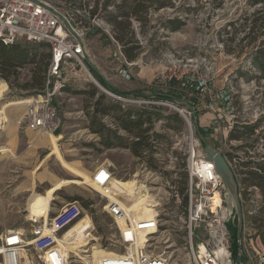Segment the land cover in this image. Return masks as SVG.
Wrapping results in <instances>:
<instances>
[{
	"label": "rangeland",
	"instance_id": "rangeland-1",
	"mask_svg": "<svg viewBox=\"0 0 264 264\" xmlns=\"http://www.w3.org/2000/svg\"><path fill=\"white\" fill-rule=\"evenodd\" d=\"M49 1L67 13L76 7L93 5L94 0ZM172 3L173 7L159 10L150 7L138 13V17H130L131 35H127L124 42L128 47L136 44L138 49L134 51L136 59L129 63L123 57L108 21L102 16H97L94 23L81 19L79 27L91 28L83 40L84 64L91 77L85 70H76L74 74L67 69L62 82H59L61 86L50 99L57 115V134L33 132L26 127L25 102L43 93L21 88L30 80V65L22 68L17 82L12 85L0 78V232L22 230L29 237V220L33 218L29 212L31 200L37 195L47 197L54 190L49 202L50 212L74 201L82 210L83 220L66 235L72 237L69 250L75 252L70 254L68 264H95L101 257L122 253L123 248L117 243V225L104 210L107 198L88 183L80 184L70 172L74 169L89 181L98 167L106 165L115 182L126 183L127 192L117 190L113 184L115 199L131 209L133 214L136 211L139 218L151 217L154 212L159 215L161 229L147 238L153 255L162 256L173 264H190L180 220L182 196L178 193L179 198L176 199L173 193L178 191L176 182L186 162L189 144V128L179 112L185 109L169 101L116 96L100 85L91 70L122 92L148 94L152 88L168 90L172 87L168 85L172 79L177 81L173 85L175 88L180 83L187 86L198 84L202 90L198 91L196 105L190 115L186 113L188 110L183 112L191 132L198 137V129H206L205 144L199 140L201 152L205 145L214 148L230 160L233 171L238 173L240 160L234 156L248 161L251 157L264 161V122L258 128L257 141L247 139L243 143L244 149L236 151L234 147L240 144L230 143L225 136L232 128L246 123L254 125L264 116V96L261 93L264 80H254L251 58L254 42L250 44V40L244 37V18L252 16L255 11L249 0H173ZM115 11L112 6L107 9L110 13ZM174 18L181 19L185 25L176 32L166 31L164 22ZM239 71L253 78L247 81L238 75ZM89 83L107 91L106 96L112 103L121 102L135 108L154 105L167 112H176L182 118L184 124L179 133L163 129L162 122L155 124L156 130L165 136V142L161 143L160 151L155 155L158 161L156 171L150 170L127 149L104 148L99 144L100 139L88 130L84 112L90 101L76 92H88ZM185 93L187 96L183 100L192 104L193 93L187 89ZM111 101L103 103L108 105ZM8 109L11 121H16L11 130L6 127ZM104 122L110 124V117H106ZM165 173H170V177ZM171 180L176 182L172 184ZM240 180L237 177L238 183ZM241 188L242 191L245 189L242 184ZM242 191L241 208L245 212L254 208L258 192L250 187L243 197ZM76 197L89 202L88 208L85 209L81 201L73 200ZM87 218L93 226L90 241L86 239L91 228ZM241 238L246 252L243 264H264L261 257L264 247L259 239L254 238V231H242ZM145 241L142 236L141 242ZM30 264L43 263L39 256L33 255Z\"/></svg>",
	"mask_w": 264,
	"mask_h": 264
},
{
	"label": "built area",
	"instance_id": "built-area-1",
	"mask_svg": "<svg viewBox=\"0 0 264 264\" xmlns=\"http://www.w3.org/2000/svg\"><path fill=\"white\" fill-rule=\"evenodd\" d=\"M92 8L93 5H83L63 13L52 6L49 0H0V42L4 46L18 41L45 42L50 45L51 60L43 93L25 102L28 130L54 133L58 120L50 99L61 86L59 82H62L67 69L74 74L79 69L88 73L84 64L83 40L91 28L79 27L78 24H81V19L88 23L95 22L96 16L90 17L89 13ZM51 80L54 82L51 83ZM184 111L179 112L190 134L184 166L187 174L184 191L187 204L180 220L185 231L187 256L190 264H234L228 230L230 220L223 198L224 183L213 164L205 160L199 148L200 138L193 136ZM186 113L190 115V111ZM226 160L233 171L230 160ZM233 173L237 179L239 173ZM90 180L100 190L89 186L107 198L104 210L117 225V243L123 248L122 253L101 257L95 264H173L162 256H154L148 245V236L157 233L161 227L159 215L154 212L151 217L139 218L135 215L136 211L134 214L129 212L124 204L115 199L112 190L115 180L109 166L98 167ZM173 193L178 199V191L174 190ZM254 208L245 212L241 208L243 232L252 230L248 218L254 215ZM82 220V210L74 201L53 212L48 210L45 216L31 218L29 237L22 230L0 232V264H30L33 255L39 256L43 264H68L70 254L75 252L66 249L72 241V237L66 235ZM87 220L91 228L86 233V239L90 241L93 226L91 220ZM142 236L146 238L145 242H141ZM243 245L242 241L243 254L246 255ZM261 257L264 258V255Z\"/></svg>",
	"mask_w": 264,
	"mask_h": 264
},
{
	"label": "trees",
	"instance_id": "trees-1",
	"mask_svg": "<svg viewBox=\"0 0 264 264\" xmlns=\"http://www.w3.org/2000/svg\"><path fill=\"white\" fill-rule=\"evenodd\" d=\"M172 1L173 0H94L93 8L89 13L90 17L102 16L110 23L115 33V40L121 46L122 55L126 62L129 63L136 59L134 51L138 49L136 44L132 47H128L124 42L126 36L129 34L131 35L129 31L130 17H138V13L141 11L144 12L150 7L154 10L173 7ZM249 4L255 7V11L252 16L244 18V37L250 40V44L254 42V51L251 53L252 68L254 69V80L259 82L260 80H264V0H249ZM110 6L114 7L118 12H107ZM120 9H125L127 12H119ZM184 25V21L174 18L164 22L163 28L169 32H176ZM245 25H247V27H244ZM50 60V45L45 42H16L9 46H4L0 42V78L8 83V85L16 83L22 68L26 65H30V80L21 85V88L33 90L35 93L43 91ZM91 71L96 76L100 85L116 96L123 98L139 97L147 101H169L188 111H191L193 106L196 105L198 91L202 90L201 87H198V84L187 86L186 84L182 85L180 83L179 86L175 88L173 85L177 81L172 79L168 82V85L172 86L168 90L160 91L152 88L148 94L122 92L107 84L100 76L96 75L94 70ZM238 75L244 76L247 81L253 78H249L247 73H242L240 71ZM87 87L89 89L88 92L79 90L76 93L83 95L90 101L88 104L89 106L87 105L85 108L84 115L88 120V130L100 139L99 144L106 149H127L132 156L142 160L150 170L156 171L158 169V161L155 155L159 153V146L161 143L165 142V136L156 130L155 124L162 122L163 129L179 133L183 129L184 122L182 118L176 112H167L165 109L154 105L146 104L135 108L121 102L112 103L111 99L106 96L105 93L101 92L94 84L89 83ZM186 89L193 93L191 96V100L193 101L192 104L183 100V97L186 95ZM261 93L264 96V90ZM104 101L109 103L111 101V104L105 105L103 103ZM106 117H110V124L104 122ZM263 122L264 116L258 119L254 123V126L245 127L247 130L246 132L249 133L248 135L253 132V129H258ZM205 132H207L206 129H198L197 136H202L204 138ZM262 133L264 134V132ZM54 134H57V132ZM240 137L241 131L238 130H234L230 134V139L232 140H237ZM202 143H205V139ZM241 147L236 146L234 149L237 151ZM234 157L240 160L239 165L243 168L244 177L240 184H242L245 189L242 191V196H246V191L249 187H254L258 192V198L255 200L254 215L249 217L248 221L252 231H254V238H258L261 246L264 247V161H260L259 159L254 161H243L239 156ZM184 166L185 164L182 166V171L178 175L177 182L171 180L172 184L176 182L179 185L178 193L182 196L180 204L182 212L185 211L187 204L186 197L184 196L187 184V174L184 171ZM165 174L167 177H170V173ZM73 200L81 201L85 209L90 205L89 202L80 197H76ZM228 230L231 236L232 259L234 262L237 253L236 218L229 222ZM244 257L243 254L241 258L242 263L245 260Z\"/></svg>",
	"mask_w": 264,
	"mask_h": 264
},
{
	"label": "water",
	"instance_id": "water-1",
	"mask_svg": "<svg viewBox=\"0 0 264 264\" xmlns=\"http://www.w3.org/2000/svg\"><path fill=\"white\" fill-rule=\"evenodd\" d=\"M95 86L101 89L103 93L107 94V91L102 89L99 85L95 84ZM199 138L202 142H204V138L202 136H199ZM203 153L205 155V160L213 164L216 173L224 183L225 191L223 198L228 212V219L232 221L236 218L237 220V253L234 264H243L241 261L243 255L241 238L243 217L237 179L232 169L228 165L225 155L217 152L214 148L208 145H205V147L203 148Z\"/></svg>",
	"mask_w": 264,
	"mask_h": 264
},
{
	"label": "bare ground",
	"instance_id": "bare-ground-1",
	"mask_svg": "<svg viewBox=\"0 0 264 264\" xmlns=\"http://www.w3.org/2000/svg\"><path fill=\"white\" fill-rule=\"evenodd\" d=\"M79 182H80V184L88 183L90 186L92 185L94 187V185H93V183H92V181L90 179H89V181L86 180V181H79ZM114 184H115L114 187H116L117 190H121L123 192H127V191H125L126 184H121V183H118V182H115ZM94 189L97 190V191L100 190L97 187H94ZM53 193H54V190L51 191L48 194L47 197L45 195H37L31 200V203L29 204V212H30L32 217H34V216L42 217V216L46 215V213L49 210V202H50V200L52 198V194ZM136 205H137V203H136ZM128 211L131 212V209H128ZM69 248H70V245H69ZM69 248H66V249H69Z\"/></svg>",
	"mask_w": 264,
	"mask_h": 264
},
{
	"label": "flooded vegetation",
	"instance_id": "flooded-vegetation-1",
	"mask_svg": "<svg viewBox=\"0 0 264 264\" xmlns=\"http://www.w3.org/2000/svg\"><path fill=\"white\" fill-rule=\"evenodd\" d=\"M247 126H250V125H248L247 123L246 124H241L240 125V127L239 128H232L230 131H229V133L227 134V136H225L227 139H228V141L231 143V142H238L239 144H240V146L239 147H241L240 149H244V148H246L245 146L243 147V143H244V141H246L247 139H249V138H254V139H256V141H257V134H258V129H253V132L250 134V135H248L249 133L248 132H246L247 130H246V128L245 127H247ZM251 126H254V125H251ZM234 130H238V131H241V137L239 138V139H237V140H232V139H230V134L234 131ZM242 132H244V133H242ZM246 143V142H245ZM254 143H252V145H253ZM224 155V154H223ZM226 157V156H225ZM243 160V159H242ZM242 160H241V162H242ZM243 161H246V160H243ZM250 161H253V160H250ZM244 177V174H243V168H240V171H239V177L241 178V180H242V178ZM241 180H240V183H241ZM238 182V181H237ZM240 183H238V187H239V185H241ZM250 188V187H249ZM248 188V189H249ZM239 194H240V191H239ZM240 200H241V198H240Z\"/></svg>",
	"mask_w": 264,
	"mask_h": 264
},
{
	"label": "crops",
	"instance_id": "crops-1",
	"mask_svg": "<svg viewBox=\"0 0 264 264\" xmlns=\"http://www.w3.org/2000/svg\"><path fill=\"white\" fill-rule=\"evenodd\" d=\"M3 88V87H2ZM0 92H2V89L0 88ZM21 104V103H20ZM7 118H8V120H7V124H6V127H8V129L9 130H11V129H14V127H15V125H16V121H15V119L14 120H12L11 121V116H10V113H9V109L7 110ZM11 136V135H10ZM51 137H52V135H51ZM53 138V137H52ZM54 145V138H53V140H52V146ZM70 172L72 173V174H74L76 177H77V179L79 180V181H86L87 180V178L84 176V175H82L81 173H79V172H77V171H75L74 169H70ZM126 184V183H125ZM56 185V184H55ZM57 187V186H56Z\"/></svg>",
	"mask_w": 264,
	"mask_h": 264
}]
</instances>
